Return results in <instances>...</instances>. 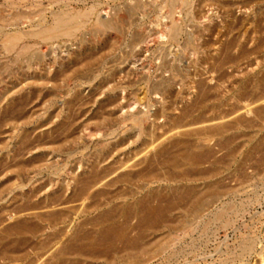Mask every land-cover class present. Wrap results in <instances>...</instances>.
I'll list each match as a JSON object with an SVG mask.
<instances>
[{
    "label": "rangeland",
    "instance_id": "obj_1",
    "mask_svg": "<svg viewBox=\"0 0 264 264\" xmlns=\"http://www.w3.org/2000/svg\"><path fill=\"white\" fill-rule=\"evenodd\" d=\"M0 8V264H264V0Z\"/></svg>",
    "mask_w": 264,
    "mask_h": 264
},
{
    "label": "bare ground",
    "instance_id": "obj_2",
    "mask_svg": "<svg viewBox=\"0 0 264 264\" xmlns=\"http://www.w3.org/2000/svg\"><path fill=\"white\" fill-rule=\"evenodd\" d=\"M17 1V0H16ZM0 9H2V8H0ZM20 9V8H19ZM1 11H3V10H1ZM1 11H0V14H1ZM30 11V10H29ZM4 12V11H3ZM12 12H14V11H12ZM24 13H25V10L23 11ZM15 13V12H14ZM21 13V12H20ZM18 14V13H17ZM31 14V13H30ZM85 14V13H84ZM15 15V14H14ZM23 15V14H22ZM29 15V14H28ZM81 16V15H80ZM83 16V15H82ZM3 17H4V15H3ZM70 17V16H69ZM5 18H7V17H5ZM1 19V18H0ZM70 19V18H69ZM69 19L67 20V22L69 21ZM16 19H14V21H15ZM4 21V20H3ZM2 22V21H1ZM6 21H4V23H5ZM11 22V21H10ZM55 22V21H54ZM3 23V22H2ZM3 23V24H4ZM56 23H57V21H56ZM65 23V22H64ZM11 24V23H10ZM30 25V24H29ZM54 26H55V24H54ZM69 27V26H68ZM71 27V26H70ZM118 27V26H117ZM56 28V27H55ZM68 29V28H67ZM73 29V28H72ZM4 30H5V28H3L1 25H0V35H2V42H4V44H6L7 46H11L12 47V45H15V40L17 39V37H16V35L15 34H6L5 32H4ZM53 30V29H52ZM41 31V30H40ZM70 31V30H69ZM39 32V31H38ZM48 32V31H47ZM54 32V31H53ZM15 33V32H14ZM26 35V34H25ZM41 35V34H40ZM44 35V34H43ZM45 36V35H44ZM47 36V35H46ZM64 36H66V35H64ZM43 37V36H42ZM52 37V36H51ZM47 38V37H46ZM52 39V38H51ZM20 40V39H19ZM1 41V40H0ZM4 46V45H3ZM8 47V48H9ZM14 47V46H13ZM29 47V46H28ZM24 48V47H23ZM11 49V48H10ZM20 52V51H19ZM22 52V51H21ZM15 60V59H14ZM187 157V156H186ZM189 191V190H188ZM190 192V191H189ZM185 193V192H184ZM186 194H188V192L186 193ZM146 206V205H145ZM199 206V205H198ZM197 206V207H198ZM144 207V206H143ZM142 207V208H143ZM141 208V209H142ZM195 208V210H192L193 211V213H194V211L196 212V206L194 207ZM148 210L146 211V213H144V214H142V217L141 218H143V223L145 222H153V221H160V220H162L163 219V216L162 215H164V214H162L163 212H162V210L159 208V207H157V208H147ZM185 222V221H184ZM185 224V223H184ZM112 229H113V227H112ZM112 229H110V228H105V229H103V231L101 230L100 231V233H98L99 235L97 236V238H95L93 241H91L88 245H86V246H79L78 248H77V250H75V251H77L76 252V254H83V253H88L89 251H90V254H91V252H92V250H96V248H94V246L96 247L97 245H105V244H107V247H110L111 246V242L113 241V239L114 238H116L117 236H119V235H117L116 234V231L115 230H112ZM115 229V228H114ZM111 231H114V234H112V232ZM70 247V246H69ZM94 248V249H93ZM133 248V247H132ZM66 249V248H65ZM68 249V248H67ZM62 253H63V251H61L60 252V255H62ZM89 254V255H90ZM79 258V257H78ZM148 258V257H147ZM145 259H146V257H145ZM130 262V261H129ZM141 262V261H140ZM135 264V263H134Z\"/></svg>",
    "mask_w": 264,
    "mask_h": 264
}]
</instances>
